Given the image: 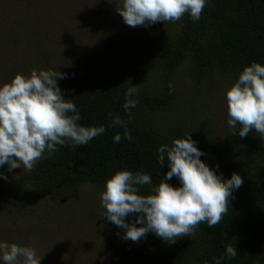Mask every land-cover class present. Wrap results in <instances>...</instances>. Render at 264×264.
Returning <instances> with one entry per match:
<instances>
[{"label": "trees", "instance_id": "1", "mask_svg": "<svg viewBox=\"0 0 264 264\" xmlns=\"http://www.w3.org/2000/svg\"><path fill=\"white\" fill-rule=\"evenodd\" d=\"M151 33L142 39L146 43L141 57L128 60L120 72L96 69L57 82L79 110V123L103 124L106 131L86 145H58L57 151L45 155L24 176L10 180L13 169L0 167L15 192L10 204L20 202L21 192L30 186L52 199L71 196L84 182L102 192L106 178L122 169L143 170L157 184L168 170L167 163H158V147L189 133L205 153L201 160L209 167L218 164L224 178L238 172L244 182L234 191L229 210L218 224L209 227L201 222L195 235L171 244L149 233L141 239L145 248L155 253L156 264H214V258L224 255L225 245L233 244L237 256L222 259L221 264H264V139L255 130L244 138L230 129L214 137L211 121L189 103L193 88L226 75L233 83L252 61L264 65V0H209L199 21L186 13L166 31ZM183 72L192 83L184 96L178 80ZM129 84L139 89V103L125 112L122 105ZM109 112L127 122L131 140L123 138L119 125L109 126ZM116 133L121 134L118 143L113 141ZM169 183L179 186L176 177ZM148 191L147 185L141 188L142 194ZM125 219L134 221L135 215ZM100 220L108 246L125 254L122 230L105 216ZM12 226L19 229L18 224Z\"/></svg>", "mask_w": 264, "mask_h": 264}, {"label": "clouds", "instance_id": "2", "mask_svg": "<svg viewBox=\"0 0 264 264\" xmlns=\"http://www.w3.org/2000/svg\"><path fill=\"white\" fill-rule=\"evenodd\" d=\"M209 0H120L116 9L124 23L130 27H148L156 22H175L186 13L199 21ZM67 76L56 70L32 69L29 74H14L0 84V167L8 171L23 168L31 171L36 163L51 156L58 145L77 147L86 145L94 137L105 133L100 125H83L79 110L71 99L62 94L57 80ZM136 85L124 92L125 112L139 103ZM227 125L233 135L246 137L255 130L264 139V65L252 61L243 67L237 79L225 90ZM110 117V127L123 128V138L132 136L127 122L119 115ZM121 134L113 135L118 143ZM189 133L175 138L171 145L161 144L158 163H167L168 170L157 184L143 170L135 173L128 169L117 170L106 178L100 193L105 218L122 230V239L139 242L147 234L171 244L177 238L195 235L201 222L209 227L218 224L228 212L230 198L243 184L238 172L224 178L219 165L209 167L204 156ZM176 177L179 186L169 181ZM0 179H7L0 173ZM149 186L147 194L141 193ZM135 215L134 221L126 217ZM237 256L233 244L225 245L222 259ZM42 256L28 244H18L0 239V264H40Z\"/></svg>", "mask_w": 264, "mask_h": 264}, {"label": "rangeland", "instance_id": "3", "mask_svg": "<svg viewBox=\"0 0 264 264\" xmlns=\"http://www.w3.org/2000/svg\"><path fill=\"white\" fill-rule=\"evenodd\" d=\"M119 5L120 0H0V84L32 69L66 74L57 82L96 69L120 72L128 60L141 57L143 37L166 31L173 23L130 27L116 10ZM178 80L185 90L182 95H187L191 81L185 72ZM231 83L229 75L218 77L189 95V103L211 121L214 137L229 130L224 93ZM26 171L23 166L13 169L10 180ZM21 193L20 202L11 206L15 192L7 179H0V239L35 247L42 256L40 264L157 263L141 240L123 239L125 254L108 246L100 220L105 216L101 191L93 184L84 182L63 199H52L31 186Z\"/></svg>", "mask_w": 264, "mask_h": 264}]
</instances>
